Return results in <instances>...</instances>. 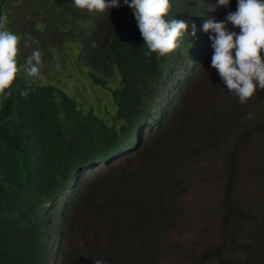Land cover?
I'll return each mask as SVG.
<instances>
[{"label":"trees","instance_id":"trees-1","mask_svg":"<svg viewBox=\"0 0 264 264\" xmlns=\"http://www.w3.org/2000/svg\"><path fill=\"white\" fill-rule=\"evenodd\" d=\"M66 3L0 0V16L7 15L8 30L24 33L18 35L22 48H26L25 42L39 44L46 53L52 38L41 31L31 32L34 21L29 15H49ZM10 7L15 8L14 16L7 12ZM114 13L122 38L96 39L98 46L89 58L92 71L86 74L93 84L109 91L110 109L92 107L83 112L75 97L53 85L33 83L22 73H18L10 98L1 102L0 264H52L58 256L61 264H94L97 260L101 264H158L161 241L173 231L182 213V192L200 176L188 163L235 140L226 152L227 195L216 213L225 223L234 212L229 185L236 173L235 161L244 155L247 144L264 154V95L260 89L245 104L235 96L220 99L226 105L219 108L217 86L210 84L186 96L179 123L164 129L165 135L154 138L149 149L146 135L139 136L138 131L155 128L147 124H153L151 117L157 108L145 104L152 98L163 112L160 104L170 89V67L178 56L161 60L152 54L146 60L147 48L133 10L129 15L126 9ZM90 16L99 18L95 13ZM45 20L47 31L54 26L56 32L51 35L56 36L53 20ZM58 21L63 28L71 25L68 15L60 14ZM29 87V95L22 97L20 91ZM251 106L258 109L254 118L248 114ZM138 113L142 117L134 124ZM126 147H142L140 156L149 163L121 169L116 165L89 177L64 219L57 206L78 170ZM182 163L187 164L181 167ZM236 208L241 218L253 220L244 203ZM261 208L264 201L257 210ZM237 229V225L232 227V231ZM224 235L218 246L201 250L194 263L216 259L220 264H235L226 261L229 252ZM256 236L264 239V235ZM259 248L264 250L262 244ZM258 252L257 257L240 264H264V254Z\"/></svg>","mask_w":264,"mask_h":264},{"label":"clouds","instance_id":"clouds-1","mask_svg":"<svg viewBox=\"0 0 264 264\" xmlns=\"http://www.w3.org/2000/svg\"><path fill=\"white\" fill-rule=\"evenodd\" d=\"M115 9H126L128 15L129 11L133 10L137 26L147 48L144 53L146 60L152 54L161 60H166L170 55L178 56V61L175 60L170 67L173 81L167 80L169 81L167 87L170 89L160 104L163 112L159 110L157 102L152 98L147 100L145 104L157 108L151 117L153 124L145 123L154 125L155 128L145 130L143 133L138 131L139 136L146 135L145 143L148 144L154 138L157 137L158 139L160 135H165L168 128L179 123L186 96L197 90L198 87L206 88L208 84L212 86L215 84L217 86L216 101L235 96L238 97L241 104H245L258 89L264 95V0H67L65 5L56 8L44 18L50 17L58 25L60 24L58 21L60 14L68 15L71 18V25H67L65 28L72 30L78 38L77 48H73L72 51L77 50V58L84 60L88 66L84 73L86 82L92 83L86 74L88 71H92L89 58L92 57L98 46L96 39L102 42L108 37L122 38L115 24ZM91 13L97 14L99 18L96 20L89 18ZM7 22L6 14L0 16V104L10 98L18 73L23 72L26 77L31 78L33 83L53 85L75 97L83 112L89 111L92 107L94 109L99 108L97 105L85 106L81 97L73 91H67L52 83L42 82L45 80V76L41 70L43 62L42 52L39 49H34L26 63L18 66V45L21 37L8 30ZM24 46L28 47L29 44L25 42ZM80 54L81 56H79ZM211 67L214 68L213 73L209 72ZM208 74L212 76L213 81L206 79ZM220 87H222L221 92ZM103 90H106L112 99L109 91ZM30 91V87L25 88L20 91V95L27 97ZM111 104L106 107L111 108ZM225 105L226 102L223 106L217 107L223 108ZM253 108L256 107L251 106L248 112L252 118L256 117L254 115L258 113L253 111ZM100 113L105 115L103 112ZM135 117L134 124L138 119H141L142 115L138 113ZM234 141L225 142L228 144L226 152L232 147ZM225 143L221 146L222 148ZM249 145L251 144H247V146ZM141 148H120L117 153L96 158L78 170L75 179L59 199L57 209L61 216L67 220V213L74 209L79 189L86 179L115 167L119 164L116 161L124 160L132 151H139ZM211 155L205 154V158ZM260 155L264 157L262 152ZM226 157L227 154L225 153L224 197L227 195L228 165ZM243 158L244 155L235 161L236 173L229 185L233 202L231 211H234L231 214V224L229 221L223 223L216 216L222 228L221 236L225 233V239H228L232 232L238 231V229L232 231V227L235 225L239 228L240 224L245 223L251 230L249 234L251 240L244 248L245 251L248 248L257 252L249 253L247 251L242 260L233 258L228 254L226 261L235 264L257 257L261 253L258 250L264 254V250L259 248L260 244L264 246V239L261 240L262 238L256 236L257 234L264 235V208L259 210L256 208V218H253L251 209L246 205V200L235 203L239 199L234 197L244 194L239 186L240 171L241 168L248 165L242 163ZM186 164L182 163L181 167ZM101 166H104L105 170H102ZM192 171L200 173V176L193 178L192 181L200 180L205 174L200 168H194ZM263 176L264 172L261 175L264 184ZM224 197L221 201V209ZM262 201H264V196L259 204ZM242 203L248 208L252 221L239 216L240 213L236 207L240 208ZM220 211L216 213L218 214ZM220 240L223 242L221 237ZM52 264H61L60 256ZM94 264H101V262L97 260L94 261Z\"/></svg>","mask_w":264,"mask_h":264},{"label":"rangeland","instance_id":"rangeland-1","mask_svg":"<svg viewBox=\"0 0 264 264\" xmlns=\"http://www.w3.org/2000/svg\"><path fill=\"white\" fill-rule=\"evenodd\" d=\"M7 12L14 16L15 8L10 7ZM29 16H32L34 21L31 32L41 31L52 40L46 53H43L39 44L22 48L20 42L18 45V56L20 55L18 66L26 63L27 58L34 49H39L42 52L43 62L41 70L45 76V80L42 82L52 83L67 91H73L81 97L85 106L97 105L105 110V107L111 104L108 92L90 82H86L84 73L87 71L88 66L84 60L77 58V50L72 51L73 48H77L78 44L76 34L70 29L61 27L53 20V24L58 28L57 35L53 37L51 33L56 32L55 28L53 26L47 31L49 26L44 16L38 13H32ZM13 33L17 35L24 34L21 32ZM213 71L214 68L211 67L209 72L213 73ZM21 73L24 75L23 72ZM206 79L213 81L212 76L209 74L206 75ZM221 90L222 87H220V92ZM224 104V101H216L217 106H223ZM183 111L182 108L181 112ZM253 111L258 112V109L253 108ZM153 145L152 140L148 143V148L151 149ZM227 147L228 144L225 143L223 148H218L217 152L208 158H205L204 155L200 157L199 161L191 163L192 167L202 169L205 174L200 180H194L188 184L187 188H184L181 198L182 213L176 218V227L172 232L165 235L161 241L158 264H195L194 259L201 250L221 244L222 228L216 218V212L221 210V201L225 194L226 163L224 154ZM140 153V150L132 151L124 160L116 161V163H120L119 166L117 165L118 169L124 166H138L140 163H149L147 159L141 158ZM242 163L248 165L241 168L240 171L239 186L244 194L234 197L239 199L238 201L235 200V203L246 200V205L251 209L253 218H256L257 205L264 196V184L261 179L264 172V157L260 155L259 150L254 145H249L244 151ZM101 169L105 170V167L101 166ZM107 171L109 170L105 172ZM239 226L238 231L232 232L231 236L225 240V247L228 249L230 256L242 260L247 254L244 247L251 240L249 236L251 230L245 223ZM76 238L78 242L81 241L80 235H77ZM206 264L220 263L216 260H210Z\"/></svg>","mask_w":264,"mask_h":264}]
</instances>
